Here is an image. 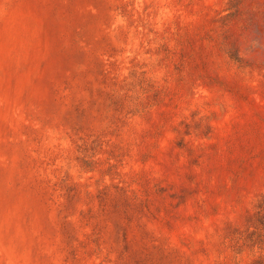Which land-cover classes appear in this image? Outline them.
<instances>
[{
    "label": "rangeland",
    "instance_id": "374dc122",
    "mask_svg": "<svg viewBox=\"0 0 264 264\" xmlns=\"http://www.w3.org/2000/svg\"><path fill=\"white\" fill-rule=\"evenodd\" d=\"M264 0H0V264H252Z\"/></svg>",
    "mask_w": 264,
    "mask_h": 264
},
{
    "label": "trees",
    "instance_id": "16d2710c",
    "mask_svg": "<svg viewBox=\"0 0 264 264\" xmlns=\"http://www.w3.org/2000/svg\"><path fill=\"white\" fill-rule=\"evenodd\" d=\"M264 222V195L261 197V199L257 202L256 205V211L249 216L248 225L249 228H254L255 231L260 232L259 225L262 226V223ZM261 244H264L263 241L260 242ZM252 264H264V257L260 256L257 259L253 260Z\"/></svg>",
    "mask_w": 264,
    "mask_h": 264
}]
</instances>
